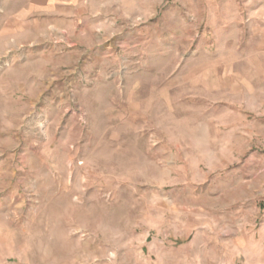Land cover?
I'll return each mask as SVG.
<instances>
[{"label":"rangeland","instance_id":"rangeland-1","mask_svg":"<svg viewBox=\"0 0 264 264\" xmlns=\"http://www.w3.org/2000/svg\"><path fill=\"white\" fill-rule=\"evenodd\" d=\"M27 2L0 0V264H264V0Z\"/></svg>","mask_w":264,"mask_h":264},{"label":"crops","instance_id":"crops-1","mask_svg":"<svg viewBox=\"0 0 264 264\" xmlns=\"http://www.w3.org/2000/svg\"><path fill=\"white\" fill-rule=\"evenodd\" d=\"M110 0H28L32 17L51 21H90L104 19L105 5ZM37 15V16H36Z\"/></svg>","mask_w":264,"mask_h":264}]
</instances>
